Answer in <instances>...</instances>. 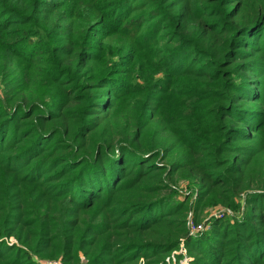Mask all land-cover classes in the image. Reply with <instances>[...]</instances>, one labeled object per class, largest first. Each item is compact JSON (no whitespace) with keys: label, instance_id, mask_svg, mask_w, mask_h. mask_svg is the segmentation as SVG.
I'll list each match as a JSON object with an SVG mask.
<instances>
[{"label":"trees","instance_id":"1","mask_svg":"<svg viewBox=\"0 0 264 264\" xmlns=\"http://www.w3.org/2000/svg\"><path fill=\"white\" fill-rule=\"evenodd\" d=\"M0 88V264H264V0H0Z\"/></svg>","mask_w":264,"mask_h":264},{"label":"rangeland","instance_id":"2","mask_svg":"<svg viewBox=\"0 0 264 264\" xmlns=\"http://www.w3.org/2000/svg\"><path fill=\"white\" fill-rule=\"evenodd\" d=\"M4 93V88H0V95ZM171 193L174 195L176 201H186V204L189 206L186 227L188 229V234L190 237H198L204 234L210 225L211 220L219 219L223 217H228L232 219L238 215V211L226 207L222 204H211L210 206H201L196 201V190L187 180H181V178L176 179V183L171 188ZM243 209V204H241ZM236 210V209H235ZM87 215H83L86 217ZM10 242L15 241L14 238H11ZM36 260H40L44 263L49 264H62L59 258L56 259H40L35 256ZM80 261L78 264H84L85 259L80 252L79 254ZM192 257L188 255L186 247L183 244V241L179 244V247L175 250L174 254L167 259L166 264H191ZM136 264H145L144 259L141 257Z\"/></svg>","mask_w":264,"mask_h":264},{"label":"built area","instance_id":"3","mask_svg":"<svg viewBox=\"0 0 264 264\" xmlns=\"http://www.w3.org/2000/svg\"><path fill=\"white\" fill-rule=\"evenodd\" d=\"M189 229V228H188ZM12 240V239H11Z\"/></svg>","mask_w":264,"mask_h":264}]
</instances>
